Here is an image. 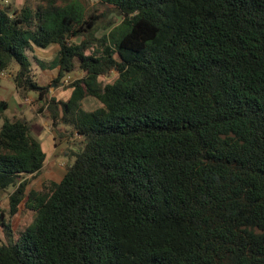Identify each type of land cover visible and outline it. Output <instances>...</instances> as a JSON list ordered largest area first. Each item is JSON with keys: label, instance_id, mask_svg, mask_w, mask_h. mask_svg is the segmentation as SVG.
<instances>
[{"label": "trees", "instance_id": "trees-1", "mask_svg": "<svg viewBox=\"0 0 264 264\" xmlns=\"http://www.w3.org/2000/svg\"><path fill=\"white\" fill-rule=\"evenodd\" d=\"M106 1L123 20L96 55L69 42L95 28L80 1L0 4V73L49 107L57 138L64 123L83 137L60 181L27 191L46 152L0 101V264H264V0ZM51 44L41 67L86 71L67 101L33 73ZM25 198L37 214L15 235Z\"/></svg>", "mask_w": 264, "mask_h": 264}, {"label": "rangeland", "instance_id": "rangeland-1", "mask_svg": "<svg viewBox=\"0 0 264 264\" xmlns=\"http://www.w3.org/2000/svg\"><path fill=\"white\" fill-rule=\"evenodd\" d=\"M51 0H0V4L3 6H12L14 8L22 9L23 7H32L37 8L39 6L48 5ZM58 5H64L73 0H52ZM80 1L84 6L85 17L91 18L95 16V28L93 31L83 32L78 36H71L69 42L74 44H81L83 41H87V47H85V54H98L97 50H101L100 39L104 34H108L111 28L119 24L123 17L120 12L116 9L114 5L109 3L106 0H74ZM60 46L58 44H51L47 48H36V55L38 56L37 61L33 60V73L35 74L36 79L42 85H48L49 91H53L61 99H67L70 96L72 91L71 86L73 82L77 79L83 78L86 76V71L82 68L81 62L78 57L74 58V68L71 71H65L62 77L59 76V66L54 68L41 67L39 61L42 63L51 62L55 56L58 54ZM117 56V54H115ZM17 68V66H16ZM14 71L16 69L14 68ZM6 72V75H0L2 77H9ZM117 71L115 69L108 70L107 73L101 74L99 80L104 85L106 83L112 82L117 77ZM0 91L1 94L5 95L11 105H14L15 102H19V97L14 85V82L11 78H2L0 81ZM54 96V95H52ZM55 97V96H54ZM57 98V97H55ZM35 102V99L32 101ZM32 103V104H33ZM100 101L94 96H87L82 100V108L84 109H94L100 105ZM34 105V104H33ZM35 114L36 116L47 117L45 114L47 105L44 106L43 111H38V104H35ZM32 112L30 110L25 112L27 117H30ZM12 117V116H11ZM39 121V119H38ZM40 124L47 129L43 120H40ZM1 125V121H0ZM62 134L63 136L59 137L60 143L64 142L61 149H58L56 159L58 161H63L61 166H51V160L53 159L52 155H49L44 167L38 172L29 183L27 191L30 189H36L39 191L44 190V185L49 183L51 180L60 181L63 175L65 174L68 165L73 163L75 156L73 151L81 149L82 136L75 131H71L70 125L64 123ZM60 135V133H59ZM68 149V153L64 151ZM13 190V187H10L0 193V209L8 210L9 208V194ZM26 198L20 203L19 211L14 216L10 217V222L12 228L14 229V234L17 235L21 230L25 229L36 217L37 212L33 209L26 206ZM5 233L3 227L0 224V241L5 239Z\"/></svg>", "mask_w": 264, "mask_h": 264}, {"label": "crops", "instance_id": "crops-1", "mask_svg": "<svg viewBox=\"0 0 264 264\" xmlns=\"http://www.w3.org/2000/svg\"><path fill=\"white\" fill-rule=\"evenodd\" d=\"M7 74L9 75V77H2V78H11L12 79L11 74L9 72ZM1 79H0V81H1ZM12 81H13V79H12ZM14 85H15V83H14ZM15 88H16V85H15ZM71 89L73 91L72 86H71ZM16 91H17V94L19 97V102H15L14 105H11V103L8 101V99L6 97H4L5 95L4 94L2 95L1 91H0V101L4 100L8 104V107L5 110V115L8 116L9 118H11L12 120H15L17 118H21V119L23 118V119L27 120L30 127H31L32 134L41 142L42 148L46 152V159H45L44 165L46 164L47 159H49V155H52L53 159L51 160V163H50L51 166H61L63 161H58L56 159V156H57L58 149H61L63 146L62 144L66 141H63V143L62 142L60 143V140L56 137V133H55V131L51 125L50 119L48 117H43V116H39V115L36 116L35 106H34L36 103L32 102L36 98V94L34 92H31L28 94V96L26 98H22L19 91L17 90V88H16ZM72 91L70 93V96L72 94ZM52 95L57 97V99H61L53 91H50V96H52ZM70 96L67 99H62V100L67 101L70 98ZM100 106H102V103H100V105L98 107H100ZM98 107H96V108H98ZM96 108H94V109H96ZM94 109H87V110H94ZM28 110H30L32 112V114H30V117H27L25 115V112ZM38 119H39V121H38ZM40 120H43V122L45 123V126H47V129L40 124ZM0 121H1V125H2L3 119H0ZM1 125H0V128H1ZM64 152L68 153V149H66Z\"/></svg>", "mask_w": 264, "mask_h": 264}, {"label": "built area", "instance_id": "built-area-1", "mask_svg": "<svg viewBox=\"0 0 264 264\" xmlns=\"http://www.w3.org/2000/svg\"><path fill=\"white\" fill-rule=\"evenodd\" d=\"M0 75H6V72H5V71H2V72L0 73Z\"/></svg>", "mask_w": 264, "mask_h": 264}]
</instances>
